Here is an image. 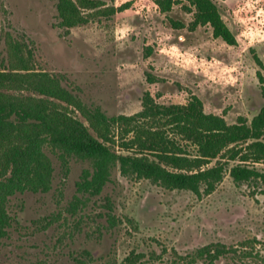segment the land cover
Wrapping results in <instances>:
<instances>
[{
    "label": "rangeland",
    "instance_id": "1",
    "mask_svg": "<svg viewBox=\"0 0 264 264\" xmlns=\"http://www.w3.org/2000/svg\"><path fill=\"white\" fill-rule=\"evenodd\" d=\"M98 1L84 9L88 22L67 31L57 0H0V68L8 67L11 35L33 49L37 70L59 76L108 116L141 111L148 90L166 104L195 94L229 123L264 107V0H216L238 46L214 37L208 25L174 27L169 16L192 19L179 5L163 13L155 0ZM47 151L52 188L11 197L13 222L0 238V264H264L263 178L237 183L228 169L213 192L196 194L124 175L116 165L102 192L92 195L77 186L89 160L72 156L64 164ZM255 166L264 172V163ZM216 243L230 252L214 262L198 254Z\"/></svg>",
    "mask_w": 264,
    "mask_h": 264
},
{
    "label": "trees",
    "instance_id": "2",
    "mask_svg": "<svg viewBox=\"0 0 264 264\" xmlns=\"http://www.w3.org/2000/svg\"><path fill=\"white\" fill-rule=\"evenodd\" d=\"M155 3L163 13L179 5L192 14L189 23L169 16L174 27L196 30L208 25L214 37L239 45L216 0ZM99 6L98 0H57L59 25L70 31L89 21L86 9ZM127 7L126 3L117 9ZM7 43L9 64L0 68V238L8 234L13 222L8 208L14 194L52 188L54 164L48 148L58 152L64 164L72 156L91 162L92 167L84 169L77 186L79 192L92 195L102 192L116 165L124 175L196 194L213 192L228 169L237 183L254 178L264 181V172L255 166L264 163V107L252 119L239 116L229 123L223 115L207 112L195 94L186 103L166 104L148 90L141 111L108 116L99 106L87 105L63 85L59 76L37 70L28 44L11 35ZM256 60L262 64L258 56ZM148 79L156 80L150 73ZM261 91L264 97V85ZM189 145L195 147V153ZM214 160L216 163L211 165ZM231 161L236 163L230 167ZM228 252L222 243L198 250L200 256L206 255L212 262ZM135 264L149 263L139 260Z\"/></svg>",
    "mask_w": 264,
    "mask_h": 264
}]
</instances>
